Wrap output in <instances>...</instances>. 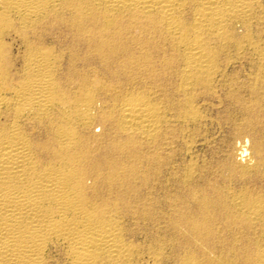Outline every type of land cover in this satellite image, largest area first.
<instances>
[{
	"label": "bare ground",
	"instance_id": "6f19581e",
	"mask_svg": "<svg viewBox=\"0 0 264 264\" xmlns=\"http://www.w3.org/2000/svg\"><path fill=\"white\" fill-rule=\"evenodd\" d=\"M60 257L264 264V0H0V264Z\"/></svg>",
	"mask_w": 264,
	"mask_h": 264
},
{
	"label": "rangeland",
	"instance_id": "374dc122",
	"mask_svg": "<svg viewBox=\"0 0 264 264\" xmlns=\"http://www.w3.org/2000/svg\"><path fill=\"white\" fill-rule=\"evenodd\" d=\"M15 44V45H14ZM19 49H20V45H19V43L17 42V41H15L14 43H13V53L14 54H18V51H19ZM140 89V88H139ZM210 108V107H209ZM207 108V109H205L204 110V113H206L207 115H209L210 117H215V119H213L212 118V122L210 123V124H208L207 126H205V127H203L202 128V130H201V135H210V136H219L218 134L220 133V135L221 134H223V131H221V129H220V126H221V123L219 122L220 121V119H221V115L219 114V112H217L218 111V109L216 110V107H214V108ZM214 112V113H213ZM218 117H219V119H218ZM218 120V122H217V120ZM213 121H215V122H213ZM214 123V124H213ZM218 123H220V125L218 124ZM219 126V127H218ZM206 131V133H204ZM211 131V132H210ZM213 132V133H212ZM204 133V134H203ZM198 149H200V148H198ZM143 191V190H142ZM143 219H141L140 221L138 220V221H136V220H134L135 221V223H134V221H131V222H129L130 223V225H129V227H131L132 225H134V228L136 227V228H138V229H136V230H138L139 231V235H138V241H140V243L142 244V242H145V243H143L142 245H145V246H142V250H141V254H140V256H137V257H139L140 259H143L144 257H146L145 259H143L144 261L148 258V253H146L145 251H147L148 250V247L150 246V241H148V240H146L145 239V230L146 229H150V231H152V230H154L155 232L157 231V230H155V229H157L158 228V226L156 227V226H154L153 224H152V222H151V220H147V219H144L143 221H146V224H145V222L143 223V221H142ZM140 222V223H139ZM128 223V224H129ZM134 223V224H133ZM150 225V228H149V225ZM139 225V226H138ZM142 225H144V226H142ZM148 225V226H147ZM146 226H147V228H146ZM142 227V228H141ZM144 227V228H143ZM151 227H152V229H151ZM133 228V227H132ZM146 228V229H145ZM160 228V227H159ZM142 229H143V231H142ZM141 231V232H140ZM142 233H143V236H144V238H143V236H142ZM142 240V241H141ZM146 242H148V243H146ZM148 246V247H147ZM144 247V248H143ZM165 249H167V250H169L170 251V246H167V247H165ZM165 252H166V250H164ZM168 252V251H167ZM144 253H146V255L144 254ZM142 254H144V255H142ZM138 258V259H139ZM59 259H61L60 260V262L58 261V263L57 264H65V262H64V259L63 258H59ZM63 259V260H62ZM63 263H62V262ZM148 264H151V263H148Z\"/></svg>",
	"mask_w": 264,
	"mask_h": 264
}]
</instances>
